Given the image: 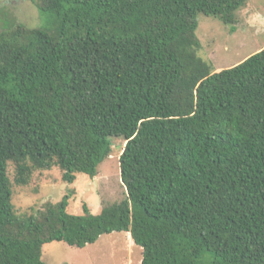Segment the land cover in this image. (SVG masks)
Instances as JSON below:
<instances>
[{
  "label": "trees",
  "instance_id": "trees-1",
  "mask_svg": "<svg viewBox=\"0 0 264 264\" xmlns=\"http://www.w3.org/2000/svg\"><path fill=\"white\" fill-rule=\"evenodd\" d=\"M30 1L50 26L0 32V264L114 232L141 264H264V49L220 73L196 54L198 16L232 25L248 0ZM111 139L124 200L16 214L14 185L94 178Z\"/></svg>",
  "mask_w": 264,
  "mask_h": 264
},
{
  "label": "rangeland",
  "instance_id": "rangeland-1",
  "mask_svg": "<svg viewBox=\"0 0 264 264\" xmlns=\"http://www.w3.org/2000/svg\"><path fill=\"white\" fill-rule=\"evenodd\" d=\"M234 24L200 14L196 54L212 67V73L233 68L264 49V0H248L240 8ZM53 18L41 14L30 0H0V32L7 26H50ZM234 26L235 31L231 32ZM112 156L103 162L94 178L78 174L70 184L62 180L58 168L38 171L27 186L13 187V205L19 216L36 215L47 203L56 204L69 197L68 212L83 215V206L98 215L106 205L119 203L127 197L121 181L119 159L125 147L122 139H111ZM9 176L14 180V167ZM45 264H141L142 250L129 234L114 232L103 235L92 245L79 249L63 242L44 246Z\"/></svg>",
  "mask_w": 264,
  "mask_h": 264
}]
</instances>
